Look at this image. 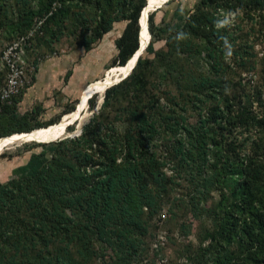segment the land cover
I'll use <instances>...</instances> for the list:
<instances>
[{"label": "trees", "instance_id": "obj_1", "mask_svg": "<svg viewBox=\"0 0 264 264\" xmlns=\"http://www.w3.org/2000/svg\"><path fill=\"white\" fill-rule=\"evenodd\" d=\"M83 1L96 14L81 46L89 50L114 22L126 21L110 68L125 66L140 47L146 0L120 15L113 0ZM263 9L264 0H199L160 25L151 12L146 55L104 90L98 106L96 94L88 100L92 113L80 134L31 142L38 151L0 182V264H132L149 220L185 167L203 173V189L220 191L213 239L223 253L216 263L264 264V110L254 107L264 105V57L252 43H235L239 27L220 26L226 15ZM33 15L17 29L29 28ZM158 41L164 45L156 50ZM243 73L258 79L245 84ZM39 109L8 112L7 122L18 128L0 139L61 120L28 124ZM237 129L254 138L228 141Z\"/></svg>", "mask_w": 264, "mask_h": 264}, {"label": "rangeland", "instance_id": "obj_2", "mask_svg": "<svg viewBox=\"0 0 264 264\" xmlns=\"http://www.w3.org/2000/svg\"><path fill=\"white\" fill-rule=\"evenodd\" d=\"M198 1L169 0L156 8L155 24L170 22L176 12H188ZM113 2H116L114 13L120 15V12H131L145 0H126L124 4L117 0ZM91 4H84L83 0H0V92L6 88L10 76L17 79L15 92L9 100H0V134L18 128V125L7 122L5 118L13 109L23 114L33 108H40L38 116L26 122L33 124L39 121L45 127L63 119V112L74 108L77 102L80 115L74 111L64 118L68 119L65 122H71L78 114L76 124L71 122L70 126L74 131L81 129L92 113L86 104L89 90L100 81L120 78L117 69L112 71L110 65L117 53L116 39L121 35L126 21L114 22V30H111L113 37L108 47L103 49V42L111 35L105 34L89 50H85L81 46L85 38L82 31L87 34L84 28L96 14ZM32 12L34 15L30 27L17 29L25 14ZM238 16L226 15L220 21V26L227 25L232 29L239 27L241 31L235 34L238 37L235 43L242 46L252 43L258 59H261L264 57V9L251 12V15L239 12ZM163 45L164 42L158 41L154 48L159 50ZM145 55L144 52L142 56ZM227 61L234 69L235 61ZM200 66L203 67L199 69L201 72L207 68L202 61ZM242 79L243 83L252 84L258 78L256 74L243 73ZM109 84L105 88L110 87ZM103 92L95 89L89 99L96 94L98 106ZM254 107L258 112L264 110V105L254 104ZM62 119L46 128L62 125ZM196 119V116L190 117V122ZM62 126L64 130L65 126ZM241 131L237 129L227 135L228 141L235 137L238 140L250 137V141L254 138V135L248 132L241 134ZM67 133L72 132H67L65 128L64 133L58 136L63 137ZM30 144L27 141H15L0 149V182H5L14 168L25 164L30 154L38 151L31 148ZM202 178L203 173H197L191 167H185L175 175L160 210L149 220L148 234L139 243L132 264H217L215 260L222 255L223 249L218 244L214 245L213 208L217 210L220 191L214 187L209 191L203 189Z\"/></svg>", "mask_w": 264, "mask_h": 264}, {"label": "bare ground", "instance_id": "obj_3", "mask_svg": "<svg viewBox=\"0 0 264 264\" xmlns=\"http://www.w3.org/2000/svg\"><path fill=\"white\" fill-rule=\"evenodd\" d=\"M168 1L169 0H146V2H147L146 7L143 9V11L141 13V17L139 19V24H140V34H139L140 49H146V47H147V45L149 43L148 42L149 41V36H148V30H147V27L148 26L146 25L147 24L146 18L148 16V14L151 13L152 11H155L156 8H160L162 5L166 4ZM135 57H136V55H134V57L132 59H130V61H128V63L125 66L118 67L116 73H119L121 76L125 75L129 71V69L131 68V66L134 64ZM118 77L117 78L114 77L115 79L113 78L114 79L113 81H112V78H108L106 80V82L105 81H103V82L100 81L96 85L94 84V87H92L89 90V93H88L87 99H86V104H87V101H88L89 97L92 95V93H93V91L95 89H100L103 92L105 86L108 85V83H111V84H109V86H110L115 81H119L121 79V78L118 79ZM76 111L78 112V114L81 112L79 106L77 107V110ZM78 114H77V116H78ZM65 121L66 120L63 117V119H62V123L63 124L62 125H65ZM62 125H56V126L49 127V128H45V129L42 128L40 130H37L36 129V131H33L31 134H27V135H24V134H22V135L15 134V135H12L11 138H6V139L1 138L0 139V149L2 148V150H3V147H5L9 143L11 144V142H15V141H17V142L18 141L24 142V141H29L31 139H35L36 141H41L43 139L46 140V139H49V138L56 137V136H58L60 134H63L62 132L64 130H63V126Z\"/></svg>", "mask_w": 264, "mask_h": 264}, {"label": "water", "instance_id": "obj_4", "mask_svg": "<svg viewBox=\"0 0 264 264\" xmlns=\"http://www.w3.org/2000/svg\"><path fill=\"white\" fill-rule=\"evenodd\" d=\"M142 12V11H141ZM141 12H140V15H141ZM139 18H140V16H139ZM146 20H148V18H146ZM138 25L140 26V24H139V20H138ZM143 51H144V49H140V47H138V49L135 51V53L133 54V55H136V57H135V62H134V64L131 66V68L129 69V71L125 74V75H123V76H121L120 78V80H122L124 77H126L130 72H131V70L133 69V67L135 66V64H136V61L138 60V58L142 55V53H143ZM132 55V56H133ZM126 64V63H125ZM119 80V81H120ZM119 81H115L112 85H114L115 83H117V82H119ZM111 86V85H110ZM106 89V88H105ZM104 89V90H105ZM75 110H77V105H75ZM76 120V119H75ZM75 120H73V121H75ZM72 121V122H73ZM71 124H67L66 126H65V128H67L68 126H70ZM65 128H64V130H65ZM33 131H36V129H34V130H32V131H30V132H22V133H16V134H18V135H22V134H24V135H27V134H31ZM80 132H81V130L80 129H78V130H76V131H74V132H72V133H67L66 135H64L63 137H75V136H78L79 134H80ZM62 133H64V131L62 132ZM11 136L12 135H10V136H6L4 139H6V138H11ZM59 138H62V137H55V138H53V139H51V140H48V141H36L35 139H31V140H29V141H27V142H34V143H48V142H52V141H55V140H57V139H59Z\"/></svg>", "mask_w": 264, "mask_h": 264}, {"label": "built area", "instance_id": "obj_5", "mask_svg": "<svg viewBox=\"0 0 264 264\" xmlns=\"http://www.w3.org/2000/svg\"><path fill=\"white\" fill-rule=\"evenodd\" d=\"M6 88L0 92V100L8 101L11 95L15 92L17 85V79L14 76H10L6 83Z\"/></svg>", "mask_w": 264, "mask_h": 264}, {"label": "crops", "instance_id": "obj_6", "mask_svg": "<svg viewBox=\"0 0 264 264\" xmlns=\"http://www.w3.org/2000/svg\"><path fill=\"white\" fill-rule=\"evenodd\" d=\"M113 30H114V28H113ZM111 32L112 31H110L109 33H107V34H109V35H111V36H109L107 39H106V41H104L103 42V49H105L106 47H108V45H109V43L111 42V39H112V37H113V34H111ZM115 38V37H114ZM117 53L115 52V54L114 55H116ZM95 81V80H94ZM92 82V81H91ZM84 88V87H83ZM82 90V89H81ZM82 92V91H81Z\"/></svg>", "mask_w": 264, "mask_h": 264}]
</instances>
